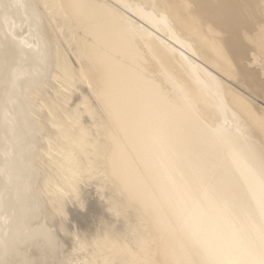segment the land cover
<instances>
[{"label":"bare ground","instance_id":"bare-ground-1","mask_svg":"<svg viewBox=\"0 0 264 264\" xmlns=\"http://www.w3.org/2000/svg\"><path fill=\"white\" fill-rule=\"evenodd\" d=\"M0 264H264V0H0Z\"/></svg>","mask_w":264,"mask_h":264}]
</instances>
